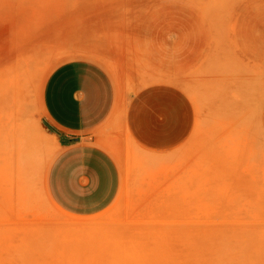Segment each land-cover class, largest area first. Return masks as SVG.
I'll use <instances>...</instances> for the list:
<instances>
[{
	"label": "rangeland",
	"instance_id": "374dc122",
	"mask_svg": "<svg viewBox=\"0 0 264 264\" xmlns=\"http://www.w3.org/2000/svg\"><path fill=\"white\" fill-rule=\"evenodd\" d=\"M126 1L108 17L123 30L77 31L0 0V264H264V0ZM28 21L38 29H12ZM73 57L126 84H175L197 112L174 173L128 141L119 196L84 221L45 189L58 143L41 89Z\"/></svg>",
	"mask_w": 264,
	"mask_h": 264
},
{
	"label": "crops",
	"instance_id": "0c3cea01",
	"mask_svg": "<svg viewBox=\"0 0 264 264\" xmlns=\"http://www.w3.org/2000/svg\"><path fill=\"white\" fill-rule=\"evenodd\" d=\"M126 2L14 0L12 14L61 15L65 20L61 30H123L122 25L111 27L108 17L125 14ZM46 20L43 29L48 30ZM35 24L18 22L12 29L37 30ZM95 24L107 26L94 28ZM117 78L85 57L63 60L45 75L41 120L58 143L47 167L45 189L70 219H90L117 199L128 141L155 157L158 174L168 168L174 173L195 136L196 107L182 88L166 81L126 84Z\"/></svg>",
	"mask_w": 264,
	"mask_h": 264
}]
</instances>
